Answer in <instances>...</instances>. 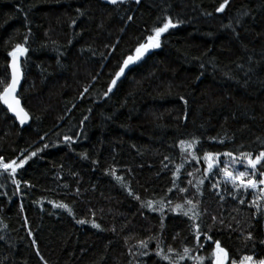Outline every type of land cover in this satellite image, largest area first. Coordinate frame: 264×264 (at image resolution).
Segmentation results:
<instances>
[{
	"label": "trees",
	"instance_id": "obj_1",
	"mask_svg": "<svg viewBox=\"0 0 264 264\" xmlns=\"http://www.w3.org/2000/svg\"><path fill=\"white\" fill-rule=\"evenodd\" d=\"M221 3L0 0V79L8 52L26 47L18 97L29 114L22 126L0 104V156L28 158L14 178L0 171V264H209L215 240L229 261L264 259L252 191L203 164L205 153L264 151V0ZM166 18L176 27L112 89ZM149 199L155 211L141 207ZM196 225L212 237L199 249Z\"/></svg>",
	"mask_w": 264,
	"mask_h": 264
},
{
	"label": "snow or ice",
	"instance_id": "obj_2",
	"mask_svg": "<svg viewBox=\"0 0 264 264\" xmlns=\"http://www.w3.org/2000/svg\"><path fill=\"white\" fill-rule=\"evenodd\" d=\"M137 3H139V0H136ZM228 0H224V3H221L219 7L216 9L217 12H223L225 9V6L227 4ZM107 3L111 5H118L125 3V0H107ZM79 11V10H78ZM131 19V17H129ZM74 23V22H73ZM176 27V24L173 23L171 18H166L162 22V26H156L152 29V32L154 34H150L146 37V42L139 44V46L135 49V56L128 55L126 59L123 61V66L120 67L119 71L115 74V79L112 80V84H116V80L120 78V76L125 72V69L129 67V65L135 63L136 61L140 60L141 57L152 48H159L160 47V37L162 34L167 32L170 28ZM28 49L24 47L21 44L15 45V47L8 52V56L11 57V63L9 67L11 68V77L9 79H0V104H3L6 106V108L12 112L16 118L20 121L21 124H24L29 119V114L25 111V109L21 106V100L17 95V88L21 79V70H20V58L23 57L27 53ZM112 89L111 87L108 89L110 92ZM85 92L88 91L87 88L84 89ZM183 99V97H181ZM187 103V101H185ZM87 119V117H85ZM71 139L70 137H65V140ZM196 143L195 140L189 142V141H180V146L182 149L185 148H191ZM36 153L32 152L31 156H35ZM220 154H212V153H205L204 160L208 162V168H213V160H218ZM223 156L230 157L233 162L236 161V158L233 157L231 152H225L222 154ZM28 158L19 160V163L17 162V159H12L11 161L6 162L5 159L0 156V171L4 173H8L13 178L15 177V174L17 172L18 168H22L24 164L27 162ZM193 159H196V156L193 155ZM245 164V171H237L233 172L228 169V165H225V167L222 169L226 180L232 182L233 187L237 188H244L245 190L251 188L253 190H259L261 193H264V189L259 188L260 185H264V178H261L257 180L255 177L259 175L260 177H264V151H260L258 155L253 158L252 153H241V161ZM257 165H260V168H257ZM247 169H251V172L247 171ZM114 171V170H113ZM179 171V169H177ZM191 173H189L190 175ZM247 177V180L244 178ZM118 180H121L122 177H116ZM13 182L19 185V181L13 179ZM213 187H216V185H213ZM171 191V190H169ZM181 191H185V189H181ZM131 195V193H130ZM136 199H140L139 196L135 197ZM244 201L241 200V203ZM153 201L151 199L146 200L142 203L141 207H147L150 210L155 211L156 209L153 207ZM157 203L160 204V207L163 208V200L158 201ZM171 203V201H169ZM187 204L192 205L191 208H189L186 211H183V215L188 216L189 213H192L191 219H196V217L199 215L195 211V205L191 200L186 201ZM255 203V201H253ZM58 207L66 208L67 205H57ZM176 209H183V205L177 204ZM70 211V210H69ZM215 219V217H213ZM78 223H85V221L80 220ZM94 227H99V225L94 224ZM196 241H197V248H202L203 243H207L208 241L212 240L211 236H207L200 232L199 225H196ZM205 235V241L203 243L200 242V236ZM248 239H251V236L248 237ZM215 247L211 249L208 259L209 264H264V259L260 260H254L252 255H244L242 258L237 261L236 259H232L229 261V253L228 251L221 246L220 241L215 240L213 241ZM141 248H147L148 241L142 240L139 242ZM169 253H171L173 250L169 247L168 249ZM190 250L185 247L184 253L187 254ZM163 249L160 247V244H157V256H161L162 259L168 260L169 257L166 255L162 256ZM147 254V253H144ZM37 255L40 256V253L37 252ZM183 258V257H182ZM201 261V264H203V257H198ZM41 260H43V257L41 256Z\"/></svg>",
	"mask_w": 264,
	"mask_h": 264
},
{
	"label": "rangeland",
	"instance_id": "obj_3",
	"mask_svg": "<svg viewBox=\"0 0 264 264\" xmlns=\"http://www.w3.org/2000/svg\"><path fill=\"white\" fill-rule=\"evenodd\" d=\"M215 155V154H214ZM253 156V155H252ZM236 158V161L233 162L230 157H226L223 155H219L218 160H213V168L209 169L208 168V162L204 160L203 158V164L205 166V173L206 175H212L217 177L219 182H224L225 184H229L233 187L232 182L226 180L225 175L222 171V169L225 167V165H228V169L230 171H233L234 173L237 171H245V164L246 161L240 162L241 161V155L239 156H233ZM255 158V156H253ZM249 173L251 172V169H247ZM258 180V175L255 177ZM247 180V177L244 178ZM235 191H246L244 188L240 187H233ZM259 188L264 189V185H260ZM252 191V197H251V204L255 208V211L258 216L264 217V193H261L259 190H253L251 188L247 189ZM255 201V203H253ZM254 258V257H253ZM254 260H257L254 258Z\"/></svg>",
	"mask_w": 264,
	"mask_h": 264
},
{
	"label": "water",
	"instance_id": "obj_4",
	"mask_svg": "<svg viewBox=\"0 0 264 264\" xmlns=\"http://www.w3.org/2000/svg\"><path fill=\"white\" fill-rule=\"evenodd\" d=\"M106 3H107V0H104ZM155 50H157V48H152V49H149L142 57H141V59L140 60H138V61H136L135 63H133V64H131V65H129V67L127 68V69H125V72L120 76V78L119 79H117L116 80V84L121 80V78L124 76V75H126L127 73H128V71L133 67V66H135V65H139V64H141L150 54H152ZM133 56H135V53L133 54ZM21 59H22V57L20 58V70H21V73H22V75H21V79H20V82H19V85H18V88H17V95L19 94V92H20V90H21V88H22V83H23V78H24V75H23V72H22V66H21ZM10 63H11V61H10ZM10 72H11V68H10ZM116 78V77H115ZM116 84L115 85H112V89L113 88H115V86H116ZM4 106V105H3ZM21 106L23 107V105H22V103H21ZM5 108H6V106H4ZM7 109V108H6ZM7 111L10 113V115L12 116V117H14L18 122H19V124L20 125H22V126H27L28 124H29V119L24 123V124H21L20 123V121L16 118V116L12 113V112H10L8 109H7ZM202 236V235H201ZM200 236V237H201ZM210 242H211V240H210Z\"/></svg>",
	"mask_w": 264,
	"mask_h": 264
}]
</instances>
